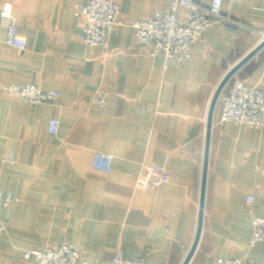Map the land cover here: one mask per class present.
<instances>
[{
    "label": "crops",
    "instance_id": "crops-1",
    "mask_svg": "<svg viewBox=\"0 0 264 264\" xmlns=\"http://www.w3.org/2000/svg\"><path fill=\"white\" fill-rule=\"evenodd\" d=\"M88 1L0 0V13L13 5L27 43L24 52L6 44L0 18V179L14 198L2 214L0 264H36L27 251L63 243L78 247L80 264H109L118 253L184 264L198 229L211 102L263 41L264 0H224L230 20L211 25L187 61L147 55L136 41L133 24L166 11L170 0H119L124 24L100 47L80 39L74 10ZM235 78L264 88V47L223 93ZM22 84L59 96L29 105L7 90ZM97 91L106 93L104 106L92 103ZM221 113L219 99L203 228L188 264H264V242L249 246L255 217H264V128L222 123ZM52 119L60 121L57 136ZM97 153L112 156L108 171L94 167ZM152 167L164 168L167 180L138 188Z\"/></svg>",
    "mask_w": 264,
    "mask_h": 264
},
{
    "label": "built area",
    "instance_id": "built-area-1",
    "mask_svg": "<svg viewBox=\"0 0 264 264\" xmlns=\"http://www.w3.org/2000/svg\"><path fill=\"white\" fill-rule=\"evenodd\" d=\"M223 2L224 0H212L210 6H204L195 0H170L166 11L157 12L150 18L133 24L136 41L147 55H175L179 60L187 61L191 58L192 46L204 37L211 25L230 20L222 13ZM74 15L81 29L80 39L90 47L107 45L111 34L124 24L119 0H90L87 3H78ZM0 18L2 26L6 29V44L24 52L27 43L20 35L19 21L14 16L11 3L1 5ZM7 90L29 105L50 103L59 96L57 91H46L30 84L11 85ZM220 99L222 123L232 122L253 129L264 128V88H251L243 80L235 78L228 92L222 93ZM106 101V93L103 91H97L92 97V103L100 106H104ZM59 129V119H52L48 127L49 133L57 136ZM111 163L112 156L96 154V169L108 171ZM166 180L164 168L152 167L149 174L142 172L139 175L137 186L153 189L161 186ZM13 202L12 195L4 193L0 179V233L5 230L3 211ZM253 204V195H248V209H251ZM260 242H264V217H255L249 246L253 248ZM81 256L78 247L69 243L25 253V257L34 259L36 264H80ZM109 264L143 263L126 259L122 253H118ZM219 264H242V259H221Z\"/></svg>",
    "mask_w": 264,
    "mask_h": 264
},
{
    "label": "water",
    "instance_id": "water-1",
    "mask_svg": "<svg viewBox=\"0 0 264 264\" xmlns=\"http://www.w3.org/2000/svg\"><path fill=\"white\" fill-rule=\"evenodd\" d=\"M264 47V39L255 47L248 55H246L241 61H239L223 78L217 90L214 94V97L211 102L209 115H208V126H207V136H206V150H205V159H204V169H203V178H202V192H201V202H200V214H199V222L198 229L195 241L192 245V248L189 251V254L184 262V264H188L194 255L197 246L199 244L202 228H203V219H204V205H205V194H206V184L208 177V166H209V154H210V145H211V135H212V127L214 122V114L220 99L221 94L223 93L225 87L230 82V80L235 76V74L242 68L260 49Z\"/></svg>",
    "mask_w": 264,
    "mask_h": 264
}]
</instances>
